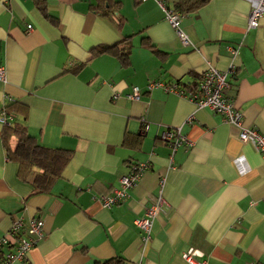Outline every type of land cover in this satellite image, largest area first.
Returning <instances> with one entry per match:
<instances>
[{
  "label": "crops",
  "instance_id": "0c3cea01",
  "mask_svg": "<svg viewBox=\"0 0 264 264\" xmlns=\"http://www.w3.org/2000/svg\"><path fill=\"white\" fill-rule=\"evenodd\" d=\"M158 1L182 13L192 45L181 43ZM179 1L0 0V112L39 144L71 151L40 191L32 183L39 168L7 157L16 137L0 122V235L14 217L23 235L31 219L43 222L26 258L12 264H191L189 249L198 264H264L260 154L209 108L148 88L160 81L194 92L208 63H234L223 95L264 135V18L247 28V0L188 11ZM114 43L129 45L126 58L93 52ZM133 86L139 95L129 99ZM169 128L190 144L171 153L162 140ZM131 162L148 168L126 198L102 207L99 196L119 187ZM159 196L144 240L135 219Z\"/></svg>",
  "mask_w": 264,
  "mask_h": 264
},
{
  "label": "built area",
  "instance_id": "2783aa9c",
  "mask_svg": "<svg viewBox=\"0 0 264 264\" xmlns=\"http://www.w3.org/2000/svg\"><path fill=\"white\" fill-rule=\"evenodd\" d=\"M249 3V12L247 17V28H255L259 25L261 18H264V0H247ZM164 11V19L170 24L177 37L183 45H192L187 34L181 29L180 22L182 14L172 8L166 7L163 2L158 1ZM30 29V25H27ZM236 54V48L231 49ZM235 71V64L231 63L225 70H219L208 63L207 68L201 74L200 81L194 92L185 94L184 90L179 89L176 84H165L160 81L152 82V86H161L165 91H175L179 95L186 96L197 107H207L214 113L219 114L224 121L234 125L238 129V138L241 142L250 143L260 154L264 161V135L253 127L244 125L242 112L235 107L234 103L223 95V90L228 86L227 77L229 73ZM5 70L0 67V79H4ZM139 95V89L136 86L126 95L129 99H136ZM11 116L0 112V122L8 124ZM162 140L168 144L173 153L179 145L190 144L187 137L180 133L179 128H169L162 133ZM170 163L172 155H170ZM148 168L147 163L131 162L128 165V171L119 179V187L111 194L99 196L102 207L109 208L115 203L122 201L128 196V191L136 184L142 173ZM163 204L160 196L154 199L153 204L146 210L145 215L135 219L136 226L144 233L143 239L147 240L152 226L154 215L161 209ZM42 220L31 219L29 221L26 233H21L23 227L20 217H14L9 230L0 235V264H12L14 261L24 260L30 248L35 241L43 234ZM196 251L189 249L184 258L191 264H198L193 256ZM246 264H262L255 261H249Z\"/></svg>",
  "mask_w": 264,
  "mask_h": 264
},
{
  "label": "trees",
  "instance_id": "16d2710c",
  "mask_svg": "<svg viewBox=\"0 0 264 264\" xmlns=\"http://www.w3.org/2000/svg\"><path fill=\"white\" fill-rule=\"evenodd\" d=\"M208 0H180L176 7L187 5L186 11L195 9ZM181 9V10H182ZM44 16L52 21L54 17L49 15L42 8ZM181 13V12H180ZM182 14V13H181ZM114 43L111 45H99L94 48L96 53H113L118 54L122 59L126 58L129 53V45ZM78 66L69 68L75 71ZM4 134L12 133L15 135V145L12 148H6L7 157L16 160L20 165H34L39 168L32 179L34 187L40 191L47 190L53 180L59 176L62 169L71 157V151L62 148H51L39 144L34 137L28 134L24 125L20 123L4 124ZM119 260H105L101 264H118Z\"/></svg>",
  "mask_w": 264,
  "mask_h": 264
}]
</instances>
